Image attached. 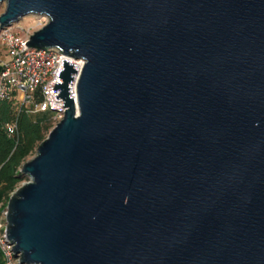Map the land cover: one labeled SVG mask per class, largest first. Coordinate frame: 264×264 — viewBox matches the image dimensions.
Here are the masks:
<instances>
[{"label": "water", "instance_id": "obj_1", "mask_svg": "<svg viewBox=\"0 0 264 264\" xmlns=\"http://www.w3.org/2000/svg\"><path fill=\"white\" fill-rule=\"evenodd\" d=\"M0 5L85 62L6 207L22 264H264V0Z\"/></svg>", "mask_w": 264, "mask_h": 264}, {"label": "built area", "instance_id": "obj_2", "mask_svg": "<svg viewBox=\"0 0 264 264\" xmlns=\"http://www.w3.org/2000/svg\"><path fill=\"white\" fill-rule=\"evenodd\" d=\"M34 19L32 29L37 31L46 26L50 19L47 15H31ZM19 23L10 27L0 26V104L13 102L20 114L25 112L31 115L52 112L56 120L60 122L66 111L63 101L56 100L54 92L56 82L64 83L59 79L63 60L78 67L72 87V95L77 99V83L84 60L64 55L58 48L47 50L32 48L26 45L30 36L35 32L25 28ZM1 121V116H0ZM10 137L17 135V122L6 126ZM14 245L10 244L7 237L6 211L0 218V248L2 250L5 264H22L16 256Z\"/></svg>", "mask_w": 264, "mask_h": 264}, {"label": "trees", "instance_id": "obj_3", "mask_svg": "<svg viewBox=\"0 0 264 264\" xmlns=\"http://www.w3.org/2000/svg\"><path fill=\"white\" fill-rule=\"evenodd\" d=\"M16 107L13 102L0 104V218L3 217L13 192L29 181L21 173L23 164L36 153L56 121V115L52 112L19 114ZM14 122H17V135L10 137L6 126ZM0 264H5L1 248Z\"/></svg>", "mask_w": 264, "mask_h": 264}, {"label": "rangeland", "instance_id": "obj_4", "mask_svg": "<svg viewBox=\"0 0 264 264\" xmlns=\"http://www.w3.org/2000/svg\"><path fill=\"white\" fill-rule=\"evenodd\" d=\"M4 9H5V5H0V14L4 11ZM33 21H34V19L32 18V17H25L24 19H22L21 20V25H23L25 28H30V29H32L31 27H32V25H34L33 24ZM34 29V28H33ZM32 29V31H35V30H33ZM59 122H58V120H56V121H54V123H53V127H52V129L58 124ZM52 129H51V131H52ZM36 154V153H35ZM35 154L34 155H32L30 158H29V160L30 159H32L34 156H35ZM26 182H28V181H26ZM25 183V182H24Z\"/></svg>", "mask_w": 264, "mask_h": 264}]
</instances>
